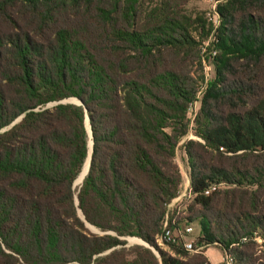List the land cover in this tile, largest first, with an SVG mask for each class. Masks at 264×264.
<instances>
[{
  "label": "trees",
  "instance_id": "obj_1",
  "mask_svg": "<svg viewBox=\"0 0 264 264\" xmlns=\"http://www.w3.org/2000/svg\"><path fill=\"white\" fill-rule=\"evenodd\" d=\"M260 7L226 0L214 27L182 0H0V264H208V247L264 264ZM203 41L215 56L199 93L190 68ZM199 94L201 143L182 146L191 202L168 214L181 181L174 149ZM68 99L80 105L57 104ZM85 118L91 153L74 188ZM196 220L198 253L178 238L157 247L163 223L176 236ZM127 237L158 258L125 250Z\"/></svg>",
  "mask_w": 264,
  "mask_h": 264
},
{
  "label": "rangeland",
  "instance_id": "obj_2",
  "mask_svg": "<svg viewBox=\"0 0 264 264\" xmlns=\"http://www.w3.org/2000/svg\"><path fill=\"white\" fill-rule=\"evenodd\" d=\"M161 1H164V0H161ZM182 1L184 2L188 13L192 14L193 16L194 15L200 16L206 23L210 22L215 27L218 24L217 15L215 12L216 6L218 4L224 3L226 0H182ZM158 2H159V0H148V5H150V7H151V6L155 5V3H158ZM252 9L253 10H251V12L255 11V14L257 16L263 17L264 7H260L257 9L252 8ZM236 15H238V14H236ZM210 39H211V37H210ZM208 41H209V39H208ZM208 41H203L198 46L199 52H200L199 53L200 67H198L195 64V61H193V63L191 64V68H190V70H191L190 74L193 78H201L202 77V82L200 83V89L198 91L199 93H201V91L205 88V85L212 80V76H213L212 65L214 62L213 58L215 56L214 55L215 53H213V51L211 49L210 50L206 49ZM200 95L201 94L198 95L195 103H193L189 107V109L187 110V117H188V123H189L188 133L186 134V136H184L182 139H180L178 141V143L176 144V147L174 149V155H173L172 161H173L174 165L176 166V169L180 175L181 181H180L179 188L177 191V196L174 199H172L166 207L168 214H170V212L173 211L175 208H177V210L179 212H183V214H184L186 206L191 202V200L188 199V197H187V188H188L187 187V185H188L187 163H186V157H185L184 152L182 150V146L188 140H194V141H198L201 143V141L196 136H194V134H193L194 128H195L193 120H194L195 115H196L198 108H199ZM68 100L71 101L73 99H68ZM87 145H88V140H87ZM87 145H86V147H87ZM87 152H88V148H87ZM76 179L74 180V182L76 181ZM74 182H73V184H74ZM72 187H73V185H72ZM85 227L92 234H96V235L107 234V233H101L98 230H96L93 227H90L88 225H85ZM191 227H192V232H191L190 238L186 239L187 241H191V240L193 241L198 234L199 229H198L197 220L192 222ZM172 237H173V239H177V236H175V235H173ZM123 240L125 242L124 246H123L125 250H128L130 247L136 246V245L146 248V246L144 244H141L138 241L139 239H137V238L127 237V238H123ZM259 242L260 241H257V243H259ZM157 247L159 249H161L162 251H168V249L164 245H157ZM116 248L118 249L119 247H115L113 249H116ZM113 249H111V250H113ZM148 249L150 251L152 250L151 252L153 253V255L156 258H158V254L155 250H153L152 248H149V247H148ZM111 250L104 252L102 255L107 254ZM190 255H192V254L190 253ZM204 256H205L208 264H220L222 262L223 257H224L223 254L221 253V251L217 248H214V247H208L204 252Z\"/></svg>",
  "mask_w": 264,
  "mask_h": 264
},
{
  "label": "built area",
  "instance_id": "obj_3",
  "mask_svg": "<svg viewBox=\"0 0 264 264\" xmlns=\"http://www.w3.org/2000/svg\"><path fill=\"white\" fill-rule=\"evenodd\" d=\"M207 194V191L204 192ZM165 223H163V231L159 237L156 238L157 245H162V241L171 242L173 243L175 239H173V235L165 229ZM192 231L191 227L187 226L183 229V232L178 233L177 238L181 240V246L184 251L189 253H198L204 246H193L191 241L183 240L185 236L190 234ZM175 243V242H174ZM220 264H232L231 259L228 257H224Z\"/></svg>",
  "mask_w": 264,
  "mask_h": 264
},
{
  "label": "water",
  "instance_id": "obj_4",
  "mask_svg": "<svg viewBox=\"0 0 264 264\" xmlns=\"http://www.w3.org/2000/svg\"><path fill=\"white\" fill-rule=\"evenodd\" d=\"M74 100V101H73ZM73 100H62V101H60V102H57V104H64V103H74V104H76V105H80V102H78L77 100H75V99H73ZM85 122H86V125H87V119L85 118ZM86 129V128H85ZM86 134H87V138H88V141H89V143H90V145H89V153H87V156H86V162H87V165H86V170L84 171V173H83V176H81V178H80V181H79V183H81V181H82V179H83V177L86 175V173H87V169H88V165H89V155H90V153H91V144H92V142H91V136H90V130H89V126L87 125V130H86ZM87 147H88V145H87ZM79 175V174H78ZM77 178H78V176H77ZM79 183H76V182H74V184H73V187H76ZM75 203H76V200H75ZM141 244H144L142 241H140V240H138ZM145 245V244H144ZM146 246V248H148L147 247V245H145ZM152 251V250H151Z\"/></svg>",
  "mask_w": 264,
  "mask_h": 264
},
{
  "label": "bare ground",
  "instance_id": "obj_5",
  "mask_svg": "<svg viewBox=\"0 0 264 264\" xmlns=\"http://www.w3.org/2000/svg\"><path fill=\"white\" fill-rule=\"evenodd\" d=\"M86 165H87V162H86ZM85 170H86V166H85V168L83 167V169H82L80 175L78 176L77 180L75 181L76 183H79L80 178H81V176H83V173H84Z\"/></svg>",
  "mask_w": 264,
  "mask_h": 264
}]
</instances>
